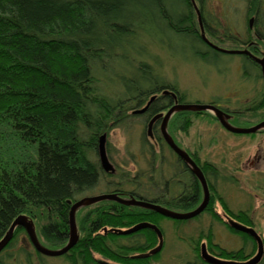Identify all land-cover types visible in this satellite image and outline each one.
Here are the masks:
<instances>
[{
  "label": "trees",
  "instance_id": "1",
  "mask_svg": "<svg viewBox=\"0 0 264 264\" xmlns=\"http://www.w3.org/2000/svg\"><path fill=\"white\" fill-rule=\"evenodd\" d=\"M193 1L203 20L206 0ZM245 3L255 14L264 0ZM197 21L191 0H0V241L23 215L33 221L42 245L56 250L67 243L71 204L93 190L105 173L98 160L99 137L126 120L131 109L152 102L149 114L160 110L168 101L157 97L164 91L185 102L177 86L144 58L145 41L164 44L168 34L189 45L191 49L183 50L205 63L222 55L207 48ZM204 33L214 38L209 27ZM225 37L233 49L238 46L236 38ZM121 49L137 50L120 55ZM122 58L129 73L118 66L124 72L119 78L122 90L120 96L109 97L98 86L97 75ZM180 115L191 114L175 116L185 133L192 122ZM153 139L162 141L158 129ZM146 142L143 136L142 147ZM111 193L136 198L137 192L115 188ZM200 198L194 191L178 200L155 196L150 202L185 212ZM75 216L79 239L61 256L68 264H150L159 256L134 258L157 246L151 229L119 234L141 223L158 227L162 217L153 211L101 201ZM23 235L24 229L17 227L2 252ZM206 238L210 251L225 261L247 258L243 248L228 251ZM245 243L256 248L250 239ZM20 252L26 254L24 246Z\"/></svg>",
  "mask_w": 264,
  "mask_h": 264
},
{
  "label": "rangeland",
  "instance_id": "2",
  "mask_svg": "<svg viewBox=\"0 0 264 264\" xmlns=\"http://www.w3.org/2000/svg\"><path fill=\"white\" fill-rule=\"evenodd\" d=\"M196 7L199 10L200 7L197 5ZM246 11L245 0H206L202 9L204 18L203 20L201 18V21H203L202 23L206 28H210L214 38L204 33L205 38L210 44L224 49H233L234 47L232 40L225 37V33L244 42L248 36ZM163 43L146 40L144 44L147 56L144 58L156 68L167 83H174L189 103L206 104L216 98L232 109L237 108L234 96L244 95L245 97V94H250L248 84L241 81L239 71L241 59L239 56L222 54L215 62L205 63L198 58H193L188 50H183L191 48L173 36L168 34L164 36ZM204 43L211 47L205 41ZM181 46L183 48H180ZM136 50L121 49L119 54L123 55V53ZM118 66L129 73V68H126L128 65L125 59L122 58L119 60V65H111L107 71L99 72L97 75L98 86L109 97L116 98L120 96L122 90L119 78L121 73L124 72ZM227 101L230 104L225 103ZM140 109L142 108L129 110L127 119L111 128L105 135V151L111 170L108 174L103 172L97 186L84 197L111 193L113 189L118 188L122 191L135 190L137 192L136 198L147 201L154 200L157 192L153 188L150 189L152 185L151 181H148L149 176H151L150 165L147 160V149H142V143L143 136H145L149 144H153V132L156 128H153V130L151 128V137L147 135L145 117L133 114V111ZM176 112L178 113V110H174L172 115ZM191 120L192 124L187 132L178 131V123H176V128L170 126L169 132L173 133L175 142H178L189 151L197 153L200 162L205 165L212 164L215 168L221 170L224 182H219L218 185L214 184L215 195L209 192V199L215 203V211L220 212L219 204L216 202L220 196L231 208H249L255 231L264 237V174L256 173L254 175L249 167L243 169L244 171L236 169L240 166L238 157L243 156L245 159L250 155L253 140H250L248 136H236L224 131L221 129L220 124L210 117L191 115ZM231 122L237 127L248 126L247 123L232 120ZM159 148L156 147V151H160L159 155L165 163L168 165L172 163L174 155L166 144L163 142V145ZM94 159L97 160L98 157L94 156ZM137 174H139L137 178V183L140 184L139 187H135L133 183ZM233 175L235 176L233 177ZM236 176L239 181L236 180ZM154 179L155 181L158 180L157 175L154 176ZM211 179L213 178L211 177ZM157 205L171 211L174 210L164 203ZM86 207L79 208L75 215L79 217V211ZM174 212L183 213L181 210H175ZM160 216L162 218L157 225L162 232V238L159 241L162 249L157 254L159 256L156 260H152L150 264L192 263L195 258L193 249L197 246L195 240L198 237L202 239L208 235L212 222V232L216 243L228 251H236L242 247L241 239L231 235L207 214L182 223ZM124 244H126L125 241ZM22 246L25 247L26 254L20 252ZM44 246L52 249L47 245ZM8 254L11 256L10 258H8ZM0 258L6 261L5 264H68L62 257L38 258L29 243L28 237L24 235L19 236L7 252H2ZM96 258L99 259L100 257L96 255ZM261 264H264V259Z\"/></svg>",
  "mask_w": 264,
  "mask_h": 264
},
{
  "label": "flooded vegetation",
  "instance_id": "3",
  "mask_svg": "<svg viewBox=\"0 0 264 264\" xmlns=\"http://www.w3.org/2000/svg\"><path fill=\"white\" fill-rule=\"evenodd\" d=\"M263 7H264V4L261 7V12H257L255 14H250L249 10L246 11L247 17H248L247 40H245L243 42L239 38L236 37L239 45L234 49H225V50L247 52L246 54H235V55L239 56L241 59L240 63H239V66H240L239 71H240V75H241V81H242V83L246 82L248 84V86H249L248 92H250V94H248L249 97L246 94H245V97H244V95L243 96H240V95L234 96L235 97L234 102H235L237 108L231 109V108L225 106L222 101H220L216 98H214L213 100H211L210 102H208L206 104L199 103V102L189 103L186 98L184 100L185 101L184 103H180V97L178 94H176L175 92L164 91L163 94L158 95L157 97H160V96L166 97L168 100L167 104L161 105L160 110L157 108L156 110H158V111L155 110L154 114H149V106L152 103L151 102L148 105L147 110L143 114H140V116L145 117V119L147 121L146 126H148L150 120L152 118H154L155 116H158L160 114L163 116L166 114V112L170 108H173L177 105H186V104H201V105L213 106L214 108L224 112L228 116V122L232 126H234V125L232 124L231 120L248 124V126H246V127L234 126L237 128H253V127L260 125L261 123L264 122V76H263L261 64L258 63L257 61H255V59H264V11H263ZM204 31H205V27H204ZM207 48L215 50L214 48H211V47H207ZM218 48L224 49L220 46ZM215 51L222 53L221 51H218V50H215ZM222 54H225V53H222ZM229 101H231V100H229ZM229 101H227L225 103H229ZM147 103H145V105H143L141 108L145 107L147 105ZM180 113H188V114L196 115V116L210 117L219 123V121L215 118L213 113L211 111H208V110L201 111V112H198V111H178V113L176 112L175 114L171 115V117L169 118V120L167 122L168 132L170 131V126H171V128L172 127L176 128L177 127L176 123L179 124V121L177 120L178 117L176 118L175 116L177 114H180ZM191 115H180V116L183 117L185 120H188L189 123H191L192 122ZM162 116L158 117L156 119V121L153 123L152 130H153V128H156L160 131ZM245 119H248V120H245ZM220 127H221V129L226 131L221 125H220ZM178 131H180V130L178 129ZM226 132H228V131H226ZM228 133H230V132H228ZM169 134H170L171 138L173 139L174 138L173 133L169 132ZM230 134H232V133H230ZM232 135L237 136L238 134H232ZM239 136H248L250 140H253V144L251 147V153L249 156H247V158L244 159L243 156L241 158H240V156L238 157V161L240 162V166L236 169L238 171L239 170L244 171L243 169L249 167L250 171H252L254 175H256V173L264 174V128L257 130L256 132L251 133V134L239 135ZM161 139H162V141L154 140L153 144H149V142H146L144 147H142V149H144V150L147 149V154H148L147 160L149 162L148 164L150 165L149 167H150L151 176H149L148 181L149 180L151 181L153 189L157 192L156 196L157 197H163L164 196L167 198V200H175V199L178 200V199H180L186 195L193 193L194 191L198 192L200 194L201 198L198 201V203L196 204V206L193 207L192 209H190L189 211H185V212H190V211L196 209L203 200L202 186H201L198 178L193 174L191 168L182 159H180L176 155V153L166 144V142L164 141L162 136H161ZM256 139H259V140L256 141ZM173 141L181 150L185 151L188 154V156L191 158V160L200 169V171L202 172V174L205 178V181H206V184L208 187V192L214 194L216 191L214 184L218 185L219 182H221V183L224 182V177H223L221 170L215 168L212 164L205 165L204 163L200 162L197 153L191 152L188 149L182 147V145H180L178 142H175L174 139H173ZM163 142L166 144V146L168 147L170 152L174 155V159H173L174 161L172 163H170L169 165L166 164L165 161L163 160V158L161 157V155H159L160 151L159 152L156 151V147L158 149H160L159 147H161V145H163ZM208 167H211V168L208 169ZM105 173L108 174V172H105ZM155 175H157V179H158L157 181H155V179H154ZM234 176L235 175H233V177ZM138 177H139V174H137L133 180L135 187L140 186V184L137 183ZM211 177L213 179H211ZM236 178H237L236 180L239 181V178L237 176H236ZM217 196H218V194H217ZM128 197H132V196L127 195V196L122 197V198H128ZM216 202L219 204V209H220L219 213H217L215 211V203L209 199V202H208L205 210L197 217H200L203 214H207L208 216H211V218L213 219L212 215H214V214L217 215L219 217L220 221L215 222V223L222 225V227H224L225 230L228 231L231 235L236 236L242 240V247L240 249L243 248V249H245V252L247 251L245 253L247 258L243 262L250 260L257 253V250H258L257 240L247 233L233 229V224H237V225L243 226L247 229H252L255 231L254 222H253L252 216L250 215L251 213L249 211V208H243V207L238 208V209L231 208L227 203H225L224 199L221 196L218 197V200H216ZM207 209H209V211ZM172 211H175V210H172ZM182 212H184V211H182ZM173 221H175V220H173ZM187 221H189V220L176 221V222L182 223V222H187ZM212 225H213V222L210 224L209 231L207 233L208 234L207 237L209 236L210 239H212L211 244L216 245L217 247H219L221 249H224L220 244L215 242V237H214V234L212 232ZM233 231H235V232H233ZM255 233L259 236V238L262 242V245H263V249H264V237L259 235L256 231H255ZM249 239L251 241H253V243H255V245H256V248L254 250H253V247L250 243H248L247 247H244L246 244L245 241H247ZM195 244L197 245V246L196 245L195 246L198 249V253L196 252L195 249H193V252L195 253V258H194V261L190 264H194V263L196 264V262L198 264H209L206 261H204L202 258V255H201L202 248H204V251L209 256L216 258V259H219V260H223L222 258L218 257L217 254H214L210 251L209 239H207L206 237L202 238V239H200L198 237L197 240H195ZM158 245H159V239H158L157 246ZM196 247H194V248H196ZM240 249H238V250H240ZM248 249H249V251H248ZM238 250H236V251H238ZM160 252H161V250H160ZM159 253H157V254H159ZM157 254H155V255H157ZM155 255H151V256H155ZM263 259H264V254H263L262 260L259 262V264L262 263ZM200 261H202V263ZM223 261H225V260H223ZM5 262L6 261L2 260L0 262V264H5ZM108 264H113V263L108 262Z\"/></svg>",
  "mask_w": 264,
  "mask_h": 264
},
{
  "label": "water",
  "instance_id": "4",
  "mask_svg": "<svg viewBox=\"0 0 264 264\" xmlns=\"http://www.w3.org/2000/svg\"><path fill=\"white\" fill-rule=\"evenodd\" d=\"M191 2L193 3V6H194L196 14H197V20L199 23L202 39L206 43H208L215 50L221 51L222 53L229 54V55L246 54L247 53L244 51L225 50V49H221V48H218L217 46L210 44L204 35L203 24L201 21L200 12L196 7L195 2L193 0H191ZM255 61H257L258 63L261 64L262 72H263V76H264V59H255ZM148 105H149V102L142 109L133 111V114L134 115L135 114H138V115L143 114L147 110ZM174 110L198 111V112L205 111V110L211 111L213 113V115L215 116V118L219 121L220 125L226 131H228L232 134L246 135V134L254 133L257 130L264 128V122L261 123L260 125L253 127V128H237V127H234L228 122V116L224 112H222V111H220V110H218V109H216L210 105L186 104V105H177L173 108H170L166 112L165 115L162 116L160 114V115L155 116L154 118H152L150 120V122L147 126V135L150 137L152 136V134H151L152 125L158 117L162 116V122L160 125V133H161L162 138L164 139L166 144L176 153V155L180 159H182L191 168L193 174L198 178V180L200 181V184L202 186L203 200L196 209H194L190 212L179 213V212L171 211L167 208H164L162 206H159L157 204H154V203L147 201V200H144V199H136L134 197L122 198L116 193H107V194H102V195L93 196V197H84V198L77 200L76 202H74L72 204H71V202H68L69 204H71L70 210H69V215H68V226H69L68 241L62 248L54 250V249H48L44 245H42L41 242L39 241L38 237H37L33 221L28 219L26 216L21 215L13 221V223L11 224L7 234L1 239V241H0V254L6 248V246L9 244L11 239L13 238V234H14L15 229L17 227H21L24 229L32 247L34 248V250L37 253H39L43 256H46V257H61V256H63L71 248L74 247V245L77 243V241L79 239L78 232H77L76 220H75L76 211L81 207L89 206V205H92V204H95V203H98L101 201H113V202L119 203V204L124 205V206L140 207L142 209L153 211L159 215H162L165 218L175 220V221H186V220H190V219H193V218L199 216L205 210V208L209 202L208 187H207L205 178H204L202 172L200 171V169L191 160V158L188 156V154L185 151L181 150L174 143L173 139L171 138V136L167 130V122H168L169 118L171 117L172 113L174 112ZM105 140H106L105 135H101L98 139V147H97L98 148V157H99V163H100L101 169L105 172H109L111 170V166H110V163H109L107 156H106ZM143 229H151L152 231H154L156 233L159 241L161 240L162 233H161L160 229L158 227H156L155 225L148 224V223H141V224H138V225H136V226H134L128 230L119 231V234L129 235V234L138 232V231L143 230ZM233 229L247 233L257 240L258 250H257L256 255L246 262H230V261H223V260L213 258V257L209 256L204 251V248H202L201 255H202L203 260L209 264H259V262L262 260L263 254H264L263 245H262V242H261L259 236L255 233L254 230L247 229V228L240 226V225H237V224H233ZM161 248H162V245L160 243L157 247H155L154 249H152L148 253L138 255L134 258H140V259L148 258L151 255H155V254L159 253Z\"/></svg>",
  "mask_w": 264,
  "mask_h": 264
},
{
  "label": "bare ground",
  "instance_id": "5",
  "mask_svg": "<svg viewBox=\"0 0 264 264\" xmlns=\"http://www.w3.org/2000/svg\"><path fill=\"white\" fill-rule=\"evenodd\" d=\"M157 227V226H156Z\"/></svg>",
  "mask_w": 264,
  "mask_h": 264
}]
</instances>
